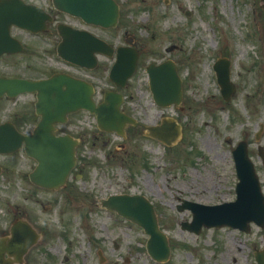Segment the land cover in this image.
<instances>
[{
  "label": "rangeland",
  "instance_id": "374dc122",
  "mask_svg": "<svg viewBox=\"0 0 264 264\" xmlns=\"http://www.w3.org/2000/svg\"><path fill=\"white\" fill-rule=\"evenodd\" d=\"M116 1L117 26L91 32L110 44H124L123 33L132 34L143 52L122 91V110L142 122L154 121L158 110L150 101L144 67L162 61L159 55L178 61L183 108L166 112L182 127L179 141L164 151L132 129L125 139L113 135L96 139L94 120L86 113L73 114L62 131L79 137L82 172L77 168L62 190L47 192L28 181L34 162L22 152L2 158L0 227L14 216L22 217L41 235L23 264H158L144 251L147 236L141 229L98 207L99 199L109 195L138 194L154 205L168 236L171 254L163 264H254V251L264 249V229L252 226L248 233L203 229L195 235L180 227L190 221V212H178L176 207L182 200L205 205L234 200L231 151L241 140L248 144L264 194V159L258 154L259 146L264 152L261 0ZM12 34L24 50L0 58V76L34 79L58 70V61L50 54L58 42L56 35L37 40L23 37L22 31ZM169 48H173L169 53L164 51ZM220 57L232 62L231 80L237 90L228 104L215 95L212 65ZM95 77L105 82L104 74ZM33 103L30 96L16 101L1 98L0 123L9 121L30 131L37 119ZM225 105L228 114L222 112Z\"/></svg>",
  "mask_w": 264,
  "mask_h": 264
},
{
  "label": "water",
  "instance_id": "95a60500",
  "mask_svg": "<svg viewBox=\"0 0 264 264\" xmlns=\"http://www.w3.org/2000/svg\"><path fill=\"white\" fill-rule=\"evenodd\" d=\"M104 4L105 0H54V5L57 8L63 6L64 9L81 15L84 20L104 27L113 26L118 15L116 6L113 5V10L107 13L100 12L99 8ZM81 5L83 10L80 12L77 6ZM74 6L76 7L74 8ZM42 20L43 18L40 19V14L31 8L25 9L22 6H13V4L11 6L0 4V44L4 46L7 41L8 33L6 30L9 23H15L20 27L35 30ZM41 28L44 29L43 22ZM60 34L63 37V42L58 46V53L66 60L81 64L86 61L88 63L86 65H89L92 62L90 57L93 51H104L105 44L102 42L101 44L96 39H86L85 36L78 37L73 31L64 28L60 30ZM82 44L89 46V48L88 50L84 48V51H87L86 60L83 59L82 62L80 60L78 62L75 60L78 57V53L74 48ZM133 55L122 50H119L117 54V61L111 70L110 78L119 86H123L125 80L131 74L135 60V54L133 53ZM217 66L218 70H226L228 64L217 63ZM222 66L224 68H221ZM218 72L220 81L225 83L228 80L226 72ZM149 73L150 87L155 101L160 105L178 104L180 89L174 66L171 63L164 64L149 69ZM26 91L37 92L35 111L40 116V120L33 133L29 136L19 134L10 124L0 126V153L13 152L24 143L25 154L37 161L36 169L30 175V179L40 186L47 188L60 187L64 183L68 170L74 164L73 147L75 141L69 136L55 137L52 133L53 124L63 123L66 113L77 109H86L90 113L95 114L97 125L100 129L106 131L115 130L117 133L123 131L122 128L125 123L132 122L131 119L118 111L121 100L118 94L106 93L103 102L95 107L93 101H91L92 88L65 75H55L49 80L39 82L0 79V96L3 93L8 96H15ZM161 128L148 129L149 135L152 137L155 135L159 136V132H155ZM174 134L176 138L179 132L176 130ZM248 163L249 161L244 152L239 159V170L245 182L250 179L247 169ZM239 191L241 192L240 194L238 193L239 199L241 198L240 203L212 208H193V227H198L200 221L206 222L207 226L228 224L237 227H241L249 220L259 222L264 216V212L262 211L261 198L256 189L253 186L249 188L246 183H243ZM144 202L141 197L122 196L110 197L106 205L110 208L116 207V204L126 206L124 210L127 213L123 214L141 225L150 235L147 243L149 254L153 258L162 261L167 256L168 247L165 244L164 236L158 230L152 207L148 204L147 206L146 202ZM31 235L33 236L32 240L29 239ZM34 238L33 232L24 225L22 229H17V232H13L12 239L7 243L0 240V264H9V262L3 260L5 253L8 256H14L16 261H20L21 256ZM258 264H264L262 259L258 260Z\"/></svg>",
  "mask_w": 264,
  "mask_h": 264
},
{
  "label": "flooded vegetation",
  "instance_id": "af4514ba",
  "mask_svg": "<svg viewBox=\"0 0 264 264\" xmlns=\"http://www.w3.org/2000/svg\"><path fill=\"white\" fill-rule=\"evenodd\" d=\"M116 90H119V89H116ZM116 90H115V91H116Z\"/></svg>",
  "mask_w": 264,
  "mask_h": 264
}]
</instances>
